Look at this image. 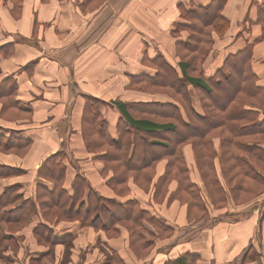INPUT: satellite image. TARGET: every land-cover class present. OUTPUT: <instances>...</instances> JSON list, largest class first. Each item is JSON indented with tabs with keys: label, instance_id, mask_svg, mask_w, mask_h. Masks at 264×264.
Wrapping results in <instances>:
<instances>
[{
	"label": "crops",
	"instance_id": "1",
	"mask_svg": "<svg viewBox=\"0 0 264 264\" xmlns=\"http://www.w3.org/2000/svg\"><path fill=\"white\" fill-rule=\"evenodd\" d=\"M151 1L161 10L154 21L147 20L140 0H105L94 9L85 0H20L18 7L11 0H0V45L12 49L8 55H0V80L8 76L15 79V98L20 109L27 113L15 121L0 118V134L6 136L13 131L30 141L23 156L0 151V165L24 170L19 175L1 178L0 190L3 185L20 183V200L35 199L37 184L53 186L38 175L39 166L45 158L62 150L66 154L65 186L69 187L74 176L81 174L102 196L122 202L137 199L141 207L172 227L173 232L167 238L156 239L153 248L137 258L129 248L125 229H121L118 237L107 239L106 244L102 242L105 239L102 230L81 226L77 220L50 224L36 206V213L13 234L19 237L18 249L2 250L0 264H103L112 250L121 256L124 264H163L186 251L199 255L196 264H264V192L242 204L235 202L232 194H225L216 207L206 193L189 143L182 147L189 180L199 186L208 206L206 217L192 223L186 219L185 204L177 199L167 200L169 194L151 204V194L134 183L129 184V193L115 194L105 183L107 177L101 172L103 162L84 148L80 125L85 94L103 101L100 112L109 124L111 136L115 134L119 116L112 102L170 100L166 94L127 88L129 76L154 70L143 61V55L151 59L158 51L171 60L177 56L173 39L165 32L172 23L182 20L179 4L186 5L189 1L205 4L209 0ZM109 3L114 10L109 8ZM106 5L109 11L103 17L98 13ZM261 5L264 6V0H226L222 14L229 21V28L221 37L224 41L210 73L228 52L243 48L248 40L256 84L264 91ZM144 6L148 5L144 3ZM190 92L194 106L200 111L193 88ZM251 107L260 116L264 115V101ZM219 141L213 139L215 151ZM165 164L164 159L157 163L155 177L163 174ZM214 167L221 178L222 167L216 157ZM175 185L171 182L169 189ZM236 213L246 215L235 218L227 215ZM38 222L49 225L55 237H72L68 248L64 242L50 250L38 244L32 233ZM0 231L9 233L5 223L0 224ZM35 258L40 260L31 262Z\"/></svg>",
	"mask_w": 264,
	"mask_h": 264
},
{
	"label": "trees",
	"instance_id": "2",
	"mask_svg": "<svg viewBox=\"0 0 264 264\" xmlns=\"http://www.w3.org/2000/svg\"><path fill=\"white\" fill-rule=\"evenodd\" d=\"M11 1L15 7L20 4V0ZM98 1L105 0H85V3L94 9ZM225 2L180 3L182 20L172 23L165 32L173 39L177 56L171 60L158 51L151 59L143 55V61L154 70L130 74L127 88L166 94L170 100L112 102L119 112L112 136L100 112L102 100L85 94L81 114L84 148L103 162L105 183L115 194L129 193L130 183L151 194V204L169 194L167 200L177 199L185 204L186 219L191 223L206 217L208 206L199 186L189 180L182 154L185 144L192 147L206 193L216 207L225 194H232L233 200L242 204L264 192V115L251 107L262 104L264 91L256 84L248 40L243 48L228 52L210 73L224 41L221 37L229 28V21L222 14ZM262 5L259 8L264 10ZM245 26L244 33L248 24ZM11 52L8 45H0V55ZM190 88L197 95L200 111L192 102ZM16 89L12 76L0 80V118L15 121L26 117L15 98ZM214 138L220 140L217 151L213 148ZM29 147V139L16 136L13 131L6 136L0 134L1 152L23 156ZM215 157L222 167L221 178L214 167ZM65 159L62 150L45 158L37 173L53 186L37 184L35 199L20 200V183L2 186L0 224L5 223L9 233L0 231V255L6 248L18 249L19 237L13 234L36 213V206L50 224L77 220L81 226L102 230L105 235L102 242L106 244L107 239L118 237L121 229H125L129 248L137 258L145 256L156 239L171 235L173 228L141 207L137 199L122 202L102 196L81 174L74 176L69 187L65 186ZM163 159L164 172L155 177L156 165ZM23 172L21 168L0 165V179ZM171 182L176 185L169 189ZM227 215L235 218L246 214ZM32 233L36 242L49 250L59 242L68 248L72 240L69 236H53V229L44 222H38ZM198 256L186 251L163 264H196ZM120 257L112 250L103 264H124Z\"/></svg>",
	"mask_w": 264,
	"mask_h": 264
},
{
	"label": "rangeland",
	"instance_id": "3",
	"mask_svg": "<svg viewBox=\"0 0 264 264\" xmlns=\"http://www.w3.org/2000/svg\"><path fill=\"white\" fill-rule=\"evenodd\" d=\"M121 1H123V0H121ZM140 2H141V6L140 7H141V9H143L142 11H144L145 15L147 17H149V18H147V20L152 19L154 21V20H156L158 18L159 15H161V10L159 9V7L157 5H154L151 0H140ZM102 3H103L102 1H98L99 6ZM120 3L121 2H118V4H120ZM144 3L147 4L148 6H144ZM108 5H109V8L114 10V7H113V5H111V3H109ZM106 11H109L108 10V6L107 5L106 6H102V11H100L98 14L102 15L104 17V16L107 15ZM114 20L116 21V19H114ZM175 60L177 61V59H175Z\"/></svg>",
	"mask_w": 264,
	"mask_h": 264
}]
</instances>
